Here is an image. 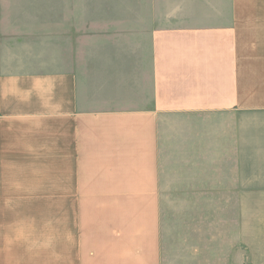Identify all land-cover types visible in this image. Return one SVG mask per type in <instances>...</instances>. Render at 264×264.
<instances>
[{"label": "crops", "instance_id": "obj_1", "mask_svg": "<svg viewBox=\"0 0 264 264\" xmlns=\"http://www.w3.org/2000/svg\"><path fill=\"white\" fill-rule=\"evenodd\" d=\"M95 1L0 0V167L45 170L0 205L49 201L57 264H264V0Z\"/></svg>", "mask_w": 264, "mask_h": 264}, {"label": "rangeland", "instance_id": "obj_2", "mask_svg": "<svg viewBox=\"0 0 264 264\" xmlns=\"http://www.w3.org/2000/svg\"><path fill=\"white\" fill-rule=\"evenodd\" d=\"M118 1L120 0H97L92 3L99 8L106 2L115 4ZM86 3L90 2L86 1ZM42 166L0 167V175L20 174L21 169L23 173L34 175L36 172L45 171ZM47 166L50 167V165ZM30 183L35 182L30 181ZM48 202L45 197L40 199L30 196L24 200L18 199V201L15 198L14 206L10 209L0 205V264H57L55 238H52L55 234V222L53 221L55 212L45 210L47 207L45 204ZM208 204L211 203L162 206L165 232L168 233L170 244L173 245L172 249L175 248L178 253L179 261L192 257L193 245L196 242L194 241L195 230L184 228L186 221L188 224L199 222V209L202 212L208 210ZM205 215L204 221L209 216L207 213ZM187 236L190 243L185 244Z\"/></svg>", "mask_w": 264, "mask_h": 264}]
</instances>
